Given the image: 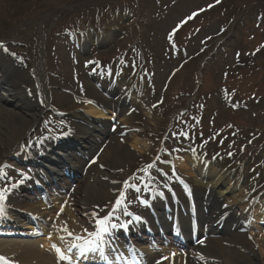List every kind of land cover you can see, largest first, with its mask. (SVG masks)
Returning <instances> with one entry per match:
<instances>
[{
    "label": "rangeland",
    "instance_id": "1",
    "mask_svg": "<svg viewBox=\"0 0 264 264\" xmlns=\"http://www.w3.org/2000/svg\"><path fill=\"white\" fill-rule=\"evenodd\" d=\"M0 50L38 86L41 72L49 92L40 118L63 128L84 98L113 89L128 95L130 124L149 148L112 165L130 185L126 211L151 179L164 190L194 185L168 166L177 155L218 166L241 186V200L263 203L264 0H0ZM8 161L0 164L5 196L24 169ZM15 197L2 202L11 206ZM114 201L100 199L95 216ZM250 233L243 242L258 250L264 230Z\"/></svg>",
    "mask_w": 264,
    "mask_h": 264
},
{
    "label": "bare ground",
    "instance_id": "2",
    "mask_svg": "<svg viewBox=\"0 0 264 264\" xmlns=\"http://www.w3.org/2000/svg\"><path fill=\"white\" fill-rule=\"evenodd\" d=\"M32 77L0 51V145L3 148L0 164L7 160L10 164L11 160L16 159L22 161L24 166L19 183L10 191L16 194L11 199L14 210L9 215L0 214V233L6 229V232H10L12 228H29L25 234L31 236L43 233L42 237L31 242L0 238V257L5 258L0 264H55L52 254L44 250L46 235L52 234L55 228L62 237L65 235L67 246L71 247L74 243L82 246L96 228L93 216L98 211V201L109 196L122 199L127 186L126 182L117 179L116 174L119 173L112 169L113 163L120 165L149 148V143L142 138V129L130 124L123 93L113 92L114 95L108 98L100 95L98 99L85 98L83 103L69 112V123L65 129L61 123L40 118L42 106L47 107L49 91L43 83L41 72L38 74L39 86ZM91 84L89 82L88 86L91 87ZM49 122L53 124L47 126ZM43 123L47 127L45 131H41ZM58 147L70 152L76 147L81 156L78 158L69 154L73 160L70 168L66 165L65 157L68 154L60 149L55 152ZM85 164L88 166L83 173ZM173 164L177 169H182L186 177L193 178L194 185L183 193H172L174 184L166 183L168 190L161 191L156 183H145L141 189L143 196L139 197L133 211L140 219L132 223H123L124 206L121 203L117 205L115 201L112 206L125 225L123 232L138 236L145 234L149 228L153 234H158L159 228L169 231L171 218L182 228L189 227L190 219L195 217L202 225L200 234L205 231L207 238L191 247L187 253L171 251L163 246L157 248L152 244L137 245L143 262L188 264L191 258L190 264H264L260 256L264 254V237L257 240L259 248L254 250L245 246L243 241L246 234L238 229L250 228L252 223L264 224V204L250 210L246 200L240 202L241 187L230 175L224 174L217 166L203 164L193 155H177ZM66 170L74 172L75 176L80 173L75 187L69 185L63 176ZM58 175L61 177L58 178ZM39 188L43 190L45 201L35 199L41 195L35 198L28 195L29 191L35 195ZM235 191L238 192L234 194ZM63 201H66L63 212L56 216L54 213ZM75 211L79 218L75 216ZM222 214H227V220L220 230L218 226ZM25 219L31 224L21 227ZM119 231L113 230L111 233L118 236ZM23 232L17 230L18 234ZM68 232L73 235L69 236ZM247 234L251 235L250 231ZM68 256L74 260L85 255ZM111 256L113 263L116 254ZM85 258L87 261L91 259L88 256ZM105 261H109V258Z\"/></svg>",
    "mask_w": 264,
    "mask_h": 264
},
{
    "label": "snow or ice",
    "instance_id": "3",
    "mask_svg": "<svg viewBox=\"0 0 264 264\" xmlns=\"http://www.w3.org/2000/svg\"><path fill=\"white\" fill-rule=\"evenodd\" d=\"M91 63V61L87 62ZM155 107V105H154ZM151 167V165H149ZM174 171V169H173ZM4 199L3 197V190H0V200ZM121 202L118 199L116 201V204L119 205ZM64 206L62 205L60 208V211L57 213V215H60L63 212ZM2 210V209H0ZM124 215L130 216L131 219L128 221V223H132L133 220L140 219L139 216H135L132 213L125 212ZM95 224L97 225L96 231L92 234L95 239L89 240L85 242L86 246H81L77 244H72L71 247L68 249L69 252L72 251L73 248H76L79 250L80 255H87L88 253H98L102 259L107 260L108 256L105 251V245H106V237L109 234L110 230L115 227H125V225H118L115 222H113V213H109L108 215L104 217H96ZM67 231V229H64ZM87 231V230H85ZM69 236H72L73 234L71 232H68ZM61 240L64 239V237H60ZM76 239H82L81 237H76ZM53 248H55L56 252L59 255V258L62 260L69 261V264H71L72 257L65 255L63 253V250L59 248L57 245L53 244ZM113 252H116V256L114 257L113 264H120L121 261H123V264H128L127 259L124 257L123 253L118 252L117 249H112ZM174 255V254H173ZM4 257H0V261L4 260Z\"/></svg>",
    "mask_w": 264,
    "mask_h": 264
}]
</instances>
